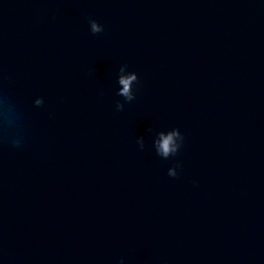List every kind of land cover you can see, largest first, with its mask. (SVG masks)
I'll return each instance as SVG.
<instances>
[{
  "label": "water",
  "instance_id": "water-1",
  "mask_svg": "<svg viewBox=\"0 0 264 264\" xmlns=\"http://www.w3.org/2000/svg\"><path fill=\"white\" fill-rule=\"evenodd\" d=\"M0 264H264V0H0Z\"/></svg>",
  "mask_w": 264,
  "mask_h": 264
},
{
  "label": "clouds",
  "instance_id": "clouds-1",
  "mask_svg": "<svg viewBox=\"0 0 264 264\" xmlns=\"http://www.w3.org/2000/svg\"><path fill=\"white\" fill-rule=\"evenodd\" d=\"M123 83L125 85L124 92H127L128 91V83H129V81L128 80H124ZM171 138L172 137L170 135L167 139H165L163 141V148H164L165 153H167V151H168L169 140H171Z\"/></svg>",
  "mask_w": 264,
  "mask_h": 264
}]
</instances>
